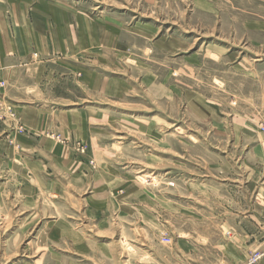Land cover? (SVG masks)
<instances>
[{
    "label": "rangeland",
    "instance_id": "obj_1",
    "mask_svg": "<svg viewBox=\"0 0 264 264\" xmlns=\"http://www.w3.org/2000/svg\"><path fill=\"white\" fill-rule=\"evenodd\" d=\"M14 2L0 264H264V0Z\"/></svg>",
    "mask_w": 264,
    "mask_h": 264
},
{
    "label": "crops",
    "instance_id": "obj_2",
    "mask_svg": "<svg viewBox=\"0 0 264 264\" xmlns=\"http://www.w3.org/2000/svg\"><path fill=\"white\" fill-rule=\"evenodd\" d=\"M24 7H27L28 12V5L23 6L22 4L14 2L10 7L8 5L6 6L3 0H0V73L4 72L8 80L10 78L9 76H11L9 75L10 72L14 71L16 68L14 63L17 62V60L20 61L19 57L25 54L28 55L29 50H27V48H29L30 45L32 46V44H34L35 47V45L38 44V40H40V34L42 33L43 36L47 37V32L49 31L48 24L37 23L36 17H33L32 20L29 18L30 20L27 19L24 21L25 15L21 12V9ZM43 25L47 26L46 31H43ZM52 29L53 32L54 27ZM25 31L27 33H25ZM26 35L33 37V39L30 40L31 44L23 42L24 36ZM43 36H41V38ZM21 61L23 62L24 60L21 59ZM1 79L3 81L5 80V78L2 77Z\"/></svg>",
    "mask_w": 264,
    "mask_h": 264
},
{
    "label": "built area",
    "instance_id": "obj_3",
    "mask_svg": "<svg viewBox=\"0 0 264 264\" xmlns=\"http://www.w3.org/2000/svg\"><path fill=\"white\" fill-rule=\"evenodd\" d=\"M5 82L0 77V86H4ZM260 254L258 252H254L250 255L249 259L247 260V264H254L256 261L260 259Z\"/></svg>",
    "mask_w": 264,
    "mask_h": 264
}]
</instances>
